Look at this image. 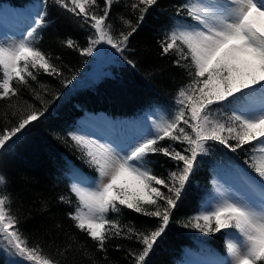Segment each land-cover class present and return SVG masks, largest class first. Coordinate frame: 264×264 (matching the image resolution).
I'll return each instance as SVG.
<instances>
[{"label": "snow or ice", "instance_id": "snow-or-ice-1", "mask_svg": "<svg viewBox=\"0 0 264 264\" xmlns=\"http://www.w3.org/2000/svg\"><path fill=\"white\" fill-rule=\"evenodd\" d=\"M158 2L132 0L128 6L133 14L138 12L135 22L121 16L129 30L117 33L110 16L118 0H52L53 5L71 14L81 29L91 30L86 46L72 38L64 41L66 47L88 57L103 45L123 56L130 37ZM47 3L43 0L24 34L0 42V100L19 99L20 86H24L42 105L37 107L27 100L24 106L16 102L7 105L16 122L0 128V152L38 124L60 96L56 93L53 101H45L41 92H46L47 86L39 84L37 91L29 83L37 81L41 72L63 76V68L54 62L60 58L38 46L39 34L50 25ZM177 13L188 19L169 28L160 41L162 55L175 54L174 65L184 68L190 78L177 92L175 111L171 118L165 113L151 119L146 133L123 144L69 133L96 176L74 179L70 192L78 203L68 216L95 242L97 251L105 253V259L109 240L135 238L142 249H129L128 255L135 264H147L188 189L198 158L209 151V142L219 143L233 153L248 145L251 155L240 177L244 194L229 195L218 188L216 202H205L184 226L205 234L226 233L227 258L218 264H264V0H185ZM126 62L134 66L131 59ZM74 80L75 74L61 83L67 87ZM256 96L259 103L254 102ZM8 117L6 110L4 119L11 124ZM165 139L172 143L161 146ZM176 144L184 147L177 150ZM152 154H163L176 167L166 176L153 174L149 166ZM7 188L8 179L0 170V252L5 264H63L23 233ZM59 199L71 204L65 196ZM122 208L158 218L159 224L140 230L109 218L110 213L119 214ZM70 249L72 245H66L60 255ZM84 252L87 254L86 248ZM92 264L97 262L93 260Z\"/></svg>", "mask_w": 264, "mask_h": 264}, {"label": "trees", "instance_id": "trees-1", "mask_svg": "<svg viewBox=\"0 0 264 264\" xmlns=\"http://www.w3.org/2000/svg\"><path fill=\"white\" fill-rule=\"evenodd\" d=\"M38 1L41 0H0V4L10 2L26 6ZM131 2L118 0L112 8L110 22L117 33L129 30L122 24L121 16L135 22L138 12L133 14L128 6ZM184 2L159 0L139 30L130 37L128 49L120 60L110 62L105 73L86 82L84 76L91 65V57L82 56L78 51L66 47L64 41L72 38L81 46H86V38L91 30L81 29L73 22L71 14L48 0L46 8L50 25L39 34L38 46L53 57L60 58L54 62L63 68V76L57 78L41 72L37 81L29 80V83L37 91H40L39 84L47 86L46 92H41L45 101H53L56 93L60 96L49 106V111L38 124L15 144L0 152V170L8 179L7 191L13 201L11 208L13 214L21 219L23 233L31 243L40 244L45 254L60 259L63 264H92L93 260L97 264H135L128 250L138 252L142 249L135 238H113L106 244L105 259V253L97 251L95 242L74 226L68 216L78 203L70 192L72 176L76 171L89 175L96 173L84 162L82 153L68 134L78 127L79 118L89 112L102 110L110 117L129 118L155 105L173 111L178 90L190 78L184 68L174 65L175 54L162 55L160 41L169 28L188 19L186 15L177 13V7ZM126 59L134 61V66L129 65ZM73 74L76 80L64 87L61 80L71 78ZM25 100L42 107L24 86H20L19 99L0 100V128L10 127L16 122L7 105L16 102L24 106ZM6 110L9 111L11 124H6L4 119ZM224 111L228 112L226 109ZM160 143L167 146L172 142L165 139ZM174 146L177 150L184 147L179 144ZM250 155L248 145L233 153L219 143L209 142V151L198 158L199 163L188 189L173 213L172 222L147 258V264H180L187 249L226 253L223 230L205 234L184 225L212 193L215 167L227 165L228 160L246 165L245 161ZM149 159L156 175L166 176L176 167L175 162L163 154H152ZM161 190L167 191L163 187ZM60 196L70 199L71 204L61 202ZM109 218L119 219L121 224L134 225L140 230L152 229L159 224L158 218L144 216L127 208H122L119 214L110 213ZM69 244L72 249L61 256V251ZM116 245H120V248L117 249ZM0 264H5L2 252Z\"/></svg>", "mask_w": 264, "mask_h": 264}, {"label": "rangeland", "instance_id": "rangeland-1", "mask_svg": "<svg viewBox=\"0 0 264 264\" xmlns=\"http://www.w3.org/2000/svg\"><path fill=\"white\" fill-rule=\"evenodd\" d=\"M42 2L43 0L35 3H29L28 5L21 8L13 7L14 11L16 13L18 12L19 16V23L17 24H13L12 22H4L0 19V42L11 41L24 34L25 30L32 23L33 17H35L37 11L40 10ZM3 6L5 5H0V12L3 10L5 11ZM120 58L121 54L116 53L115 50L110 46H100L99 52L94 53V55L91 56V65L89 70L85 73L84 80L87 82L97 79L108 70L107 67L110 62H117L120 60ZM254 102L259 103L258 96L254 97ZM175 109L176 107L173 108V111H171L169 108L155 105L141 114L137 116H131L129 118H108L109 116L107 114L106 115L108 117L101 112H89L79 118L78 127L72 132L91 135L93 139H102V142L104 140H108L116 144H123L132 139L134 136H137L141 133H146L151 119H155L156 117L165 113H167L169 118H171V114L175 111ZM146 117L148 119H146ZM246 168L247 165H242L240 162L235 160H228L227 165H217L213 173L212 193L207 196L203 204L205 202H216V199L218 198L216 190L218 188L221 192H225L229 195H243L244 186L240 177L242 175V170ZM78 176L94 177L96 175H87L76 171V174H74L72 177L71 184ZM225 258H227V250L226 253L217 251L213 253L210 251L203 252L187 249L180 264H218L219 261Z\"/></svg>", "mask_w": 264, "mask_h": 264}, {"label": "bare ground", "instance_id": "bare-ground-1", "mask_svg": "<svg viewBox=\"0 0 264 264\" xmlns=\"http://www.w3.org/2000/svg\"><path fill=\"white\" fill-rule=\"evenodd\" d=\"M4 5L5 6H3V8L5 9V11L3 10V11L0 12V19L3 20L4 22H12L13 24L19 23V21H18V19H19L18 12L16 13L14 11V9H13V7H17V8H19V7L18 6H13V5L9 4V3H4ZM99 112L104 113L103 111H99ZM108 118H110V117H108Z\"/></svg>", "mask_w": 264, "mask_h": 264}]
</instances>
